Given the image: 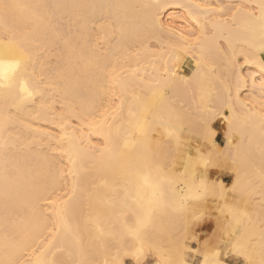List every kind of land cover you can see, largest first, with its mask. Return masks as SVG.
Masks as SVG:
<instances>
[{
	"label": "bare ground",
	"instance_id": "bare-ground-1",
	"mask_svg": "<svg viewBox=\"0 0 264 264\" xmlns=\"http://www.w3.org/2000/svg\"><path fill=\"white\" fill-rule=\"evenodd\" d=\"M262 9L264 0H0V59L21 64L16 85L0 88V264H128L139 247L140 264L150 247L151 264H168L147 229L212 188L208 170L179 173L193 134L233 179L217 182L223 247L203 246L195 263L199 247L184 242L176 264H264V195L251 199L243 169L264 164Z\"/></svg>",
	"mask_w": 264,
	"mask_h": 264
},
{
	"label": "rangeland",
	"instance_id": "rangeland-1",
	"mask_svg": "<svg viewBox=\"0 0 264 264\" xmlns=\"http://www.w3.org/2000/svg\"><path fill=\"white\" fill-rule=\"evenodd\" d=\"M214 125H215V127H217L220 130V132L217 136V140L220 143H224L225 140L223 137H224V133H225V126L221 124L220 120L216 121L214 123ZM195 136H196V139H194ZM192 139H194V140H192ZM191 142H193L195 144L192 148L194 156L192 158V161L189 164L182 163L178 166L179 173L184 176L185 174H187L189 172V169H191L193 167L194 168L191 170H197L198 169L197 172H200L203 170H208L209 179H210L209 181H210L212 188L210 190H208V192L204 193L203 197L201 199L197 200L198 202L196 200H195L196 202L195 201L191 202L192 208L187 210V212H185V211H182V212L181 211H170L168 215L166 213L161 212L159 215H160V218L162 220V224H155L154 225L155 228H153L154 226H151L150 228L147 229L146 237L150 241L149 243L150 244L156 243V245H159V247H162L161 249L166 254V257H164V258L166 259V261L169 262L168 264H176V261H177L176 258L179 255L180 250H181V245L184 242H186V244H188L191 247H196V248L199 247L197 252H195V253L192 251L190 252L191 259L195 263L200 262V259H201V257H200L201 253L200 252L202 251V249L204 247L207 249H210V251H211L217 247H223L222 245L224 244L223 239L225 236V223H224V212H222L223 208H221L223 206V198L220 195L218 196V191H217L218 183L217 182L219 180H224L226 182L232 181L233 174L228 171L229 167L232 165L228 160H227L228 162L223 161V160H219V161L217 160L216 161L213 158L209 157L208 154H206L207 153L206 148L202 145L198 146L199 136L197 134H193V137L191 138ZM199 150L203 151L204 155H207L209 157L208 160L206 161V163H204L202 161V159L200 157H198L199 156L198 154L196 155V153H199ZM195 156H196V158H195ZM191 164H192V166H191ZM246 164H247V166H246ZM258 165L260 167H258ZM245 167H246V169H245ZM202 168H204V169H202ZM243 169H244V171H247V170L251 171V173L250 172L246 173V175L248 174L247 175L248 179L251 180V183L247 182V184L249 183V185H250V186L249 185L248 186L252 187V188L255 186V188H253L250 191L249 196L250 197L252 196L251 199H253L254 201L257 200V201L261 202L262 201L261 198L263 197L262 195H264L262 193V192H264V188H263L264 187V178H262L261 176H263L264 174L260 175L259 172L264 173V164L262 163V165H261V162H259V163L253 162V161L250 162V160H249V162L245 163ZM253 169H254V171H253ZM246 179H245V181H246ZM214 182L217 184H214ZM215 185H216V187H215ZM256 185H258V186H256ZM213 189H214V193H216V194L211 192V191H213ZM255 189L258 191H256ZM260 191H262V192L260 193ZM250 194H252V195H250ZM207 195H209V196H207ZM253 197H255V198H253ZM261 209H264V207L263 208L261 207ZM128 213L132 214L133 212L129 211V212H127V215H126V217H129L127 220L129 222H132L134 219L133 218L134 213L132 215L131 214L128 215ZM192 214H194V215H192ZM164 215H165V217H164ZM161 216L164 218H162ZM259 217L262 219L261 216H259ZM261 219H258V220H261ZM156 228H157V230H156ZM128 239H129V237H127V239H126L128 244H127V242L125 244H126V248L130 249L129 251L131 252V249H132L131 247H133V245H131V244H133V243H132V241L130 242L131 239H129V240ZM200 246H202V247H200ZM209 246H211V247H209ZM116 250L118 251V249H116ZM124 257H125L128 264H133V257L130 253L125 254ZM67 259H68V257H67ZM73 260H74V258H73ZM112 260H114L113 256H112ZM156 260H158V258L154 255L152 247H150L146 251L145 261L143 264H151L152 262H155ZM63 261H64V259L62 260V262ZM68 261L70 262V260H68ZM77 261L78 262H76V259H75L76 263L82 264L81 263L82 261H80V263H79L78 259H77ZM95 261L99 262V260H95ZM95 261L93 264L96 263ZM58 262H61V261H58ZM85 262H83V263H85ZM91 262H93V261H91ZM98 262L96 264H98ZM71 263H68V264H71ZM164 263H166V262H164ZM73 264H74V262H73ZM89 264H92V263H89ZM99 264H102V262L100 261Z\"/></svg>",
	"mask_w": 264,
	"mask_h": 264
},
{
	"label": "snow or ice",
	"instance_id": "snow-or-ice-1",
	"mask_svg": "<svg viewBox=\"0 0 264 264\" xmlns=\"http://www.w3.org/2000/svg\"><path fill=\"white\" fill-rule=\"evenodd\" d=\"M262 19H264V9H262ZM20 67V61H5L0 59V88H12L16 85V77ZM19 90L27 97L32 95L27 82L23 79L19 81ZM130 234L138 239V229H130ZM131 254L136 259V264H140V256L143 254V248H136ZM215 264H219V261H216Z\"/></svg>",
	"mask_w": 264,
	"mask_h": 264
}]
</instances>
